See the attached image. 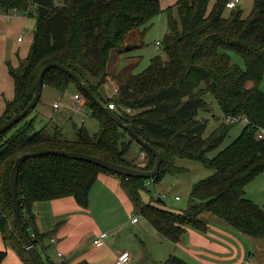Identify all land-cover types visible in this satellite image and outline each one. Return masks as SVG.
<instances>
[{
    "label": "trees",
    "instance_id": "1",
    "mask_svg": "<svg viewBox=\"0 0 264 264\" xmlns=\"http://www.w3.org/2000/svg\"><path fill=\"white\" fill-rule=\"evenodd\" d=\"M227 1L216 0L210 8L211 0H179L167 8L168 31L158 40L161 53L154 54L145 69L130 74L118 85L117 93L108 95L104 87L110 77L112 51H122L137 30L140 46H145L154 19L163 11L159 0H0L1 11L30 10L28 17L36 19L29 54L19 68L11 69L16 95L7 102L0 126L32 101L42 68L60 62L80 74L101 103L112 107L163 158L153 179L123 176L62 155L25 159L18 177L19 209L37 252L50 232L38 230L34 204L73 196L81 207H87L100 173L119 177L141 217L171 240H180L188 227L207 230L208 221L199 219L207 210L245 237H264V204L254 203L245 191L264 171V136H259V128H264V91L260 86L264 77V0H253L248 16L241 7L225 15ZM230 53L243 57L245 68H240ZM71 85L82 92L91 116L99 122L94 134L83 125L76 127V138L71 140L53 122L39 129L35 111L42 92L34 109L0 136V230L4 242L24 264L35 263L15 227L10 187L12 167L23 153L55 149L84 152L140 170L156 166L154 154L109 118L74 77L58 68H50L44 76L43 88L51 86L64 94ZM208 94L214 96L222 112L220 117L214 116L216 126L210 133L207 115L213 108L206 101ZM230 117L236 121H229ZM244 120L242 133L210 158L208 154ZM136 148L147 154L144 165L136 164L137 156H132ZM185 159L201 162L212 173L194 184L183 212L158 207V197L164 199L156 197L151 187L166 175L183 174L187 168L178 162ZM142 192L150 195V202L143 200ZM134 218L139 220L138 215ZM7 256L8 250L0 249V264ZM163 264L198 263L173 255Z\"/></svg>",
    "mask_w": 264,
    "mask_h": 264
},
{
    "label": "crops",
    "instance_id": "2",
    "mask_svg": "<svg viewBox=\"0 0 264 264\" xmlns=\"http://www.w3.org/2000/svg\"><path fill=\"white\" fill-rule=\"evenodd\" d=\"M178 1L159 0L163 11L154 19L152 26L158 22L160 27H165L162 37L168 31L166 10ZM9 14L10 12L0 10V118L6 111L7 102L12 101L16 95V82L11 69L19 68L28 56L36 25V19L25 16L23 12L12 17H8ZM140 44L141 42L134 47H124L122 51H118V57L124 54L135 55L137 59L144 58V47ZM50 93L52 107L56 101L61 103L59 109L54 107L57 117H49L41 101L35 111L38 114L37 127L40 129L53 122L62 128L68 139H75L76 129L65 130V127L71 118L69 110L75 104L77 107L79 105V101L74 99V95L79 92L68 98L65 95L60 97L55 92ZM81 95L84 96L82 92ZM43 96L44 92L42 99ZM85 108L88 106L85 105ZM81 121V126H86L91 134L98 131L99 123L94 122L92 126H88L85 118ZM75 126L78 125L75 123ZM245 191L246 196L254 203L260 206L264 204V171L246 186ZM141 194L145 202L151 201L148 193ZM160 194L162 195L157 190L155 196ZM89 195L87 207H81L73 196L38 201L34 204L32 211L38 230L42 233L50 232L38 251L45 264H79L84 261L89 264H115L121 252L131 254L128 264H163L173 255L198 264H259L253 261L254 251L256 250L257 255L259 245L263 242L255 239L254 243L248 236L245 237L218 218L207 219V230L188 227L178 241L165 237L145 217H140L130 194L122 185V180L114 174L100 173ZM159 198L157 200L161 206H157L160 208L186 209L179 205L169 207ZM175 198L180 200L179 196ZM136 215L140 217L139 220L132 222ZM102 234L107 236L103 238L102 244L96 245L95 240ZM0 249L8 250V259L4 264H24L15 250L4 242L1 230ZM59 252L65 255L62 261H58Z\"/></svg>",
    "mask_w": 264,
    "mask_h": 264
},
{
    "label": "rangeland",
    "instance_id": "3",
    "mask_svg": "<svg viewBox=\"0 0 264 264\" xmlns=\"http://www.w3.org/2000/svg\"><path fill=\"white\" fill-rule=\"evenodd\" d=\"M215 2L216 0H211L210 8ZM253 3H254L253 0L241 1L240 3L241 5L239 6L241 7L244 16H248L251 13V10L253 8ZM229 11H230L229 9H226L225 15H228ZM165 31H166L165 27L164 26L160 27L158 22H156V24L152 26L150 32L146 36V42L144 46L145 56L142 59L139 58L137 59L135 55L125 56L124 54L123 56L118 57L117 54L119 50L114 49L112 51L109 60L110 62L108 65V73L110 77L104 87L105 93H107L108 95H114L115 93H117L119 91L118 85L123 84L125 80L130 76V74L132 73L136 74L139 71L145 69L150 64L151 61L150 58L153 57L154 54L161 53V51L158 50L154 44L157 39L162 40L163 38L162 34ZM137 43H140V36L138 30L129 36V39L124 46L126 48L127 47L130 48V47H134L135 44ZM133 53L136 54L135 52ZM230 54L231 57H233V61L237 65H239L240 68H245V62L243 57H240L235 53H230ZM260 86L264 91V77ZM48 91L55 92V94L61 95L60 97H62V95H65V97L67 96V98L73 95L75 92L81 93L76 85H71L65 91L64 94L55 91V89L51 87L45 86L43 88L44 96L42 99V103H43L42 106L46 107V112L49 117H57V112H56L57 110H55L54 107H52V105L50 104L51 102L49 100L51 98V93ZM74 99H75V95H74ZM206 101L212 104V108H213V111L208 113L207 115L211 118L209 127L207 128V133H210V131L214 129V126H216V121H217L216 117H220L222 115V112L220 109V105L215 100L214 96L208 94L206 96ZM85 105L87 106L86 98H85V102L81 105L82 109L80 110V112L77 111L78 107L76 106V104L74 105L73 109L69 110L71 118H69L68 120L69 123L66 125L65 130L66 128L68 130L76 129L75 123L78 125L77 127H80L82 125V121H81L82 118H85L88 126H92L94 122L99 123L98 121H96V119H94L91 116V110L89 107L87 109L86 108L84 109ZM83 110L85 113L83 112ZM81 112H83V114ZM203 114H207V113L205 112ZM245 125H246L245 120L235 125L230 130L228 137L222 142V144L217 149H215V151L210 152L208 156L210 158L215 157L216 154H218L221 150L225 149L231 142H233L242 133V129L244 128ZM137 151L133 150L132 156L134 157L137 156V158L135 159L136 164H138L139 166L144 165L146 163V161L144 160H147L146 159L147 154L145 151L140 149H137ZM178 163L179 165L187 168L183 174L166 175L162 181L156 182V185L152 186L151 189L155 194L157 193V190L162 193V195L160 194L159 196L163 197L165 204L167 206L172 207V205H179L182 206L183 208H187V205L190 200L191 190L194 184L200 181L202 178L209 176L212 173V171L206 169L201 162L199 163L189 159L181 160ZM176 196H179L180 200H177L175 198ZM180 211L183 212L184 210L182 209ZM209 217H213L216 219L218 218L215 216V214H213L208 210L202 211V213L199 214L200 220H207ZM249 239L254 241V243H255V239H258V241H261V243L263 242L262 244L259 245V253L257 255L254 247L255 251H254L253 261L255 262L257 261V263L259 264H264V237L262 238L249 237Z\"/></svg>",
    "mask_w": 264,
    "mask_h": 264
},
{
    "label": "water",
    "instance_id": "4",
    "mask_svg": "<svg viewBox=\"0 0 264 264\" xmlns=\"http://www.w3.org/2000/svg\"><path fill=\"white\" fill-rule=\"evenodd\" d=\"M50 68H58L62 70L63 72H66L71 77H74L77 83L82 87L84 91H86L89 96L92 98L94 102H96L98 105L102 106L105 112L107 113L108 117L114 120L120 127L123 129H127L130 134L136 139L137 143L142 146H144L146 149H149L156 158V166L152 170H143V169H137L128 165H122L119 163H115L113 161H108L106 159H103L98 156H93L91 154H87L84 152H73V151H60V150H43V151H37V152H27L23 153L21 156H19L14 165L13 170L10 177V187H11V196L13 201V212H14V220H15V227H17V231L19 234V237L25 244L26 249L28 250V253L32 257L35 264H44L41 256H39L34 243L30 240L27 231L25 230V227H23L22 219H21V212L19 209V197H18V177L21 170L22 162L25 159L31 158V157H37L39 155H62L64 157H70L77 160H84L93 164L100 165L101 167L108 169L109 171H113L117 174L123 175V176H129L134 178H146V179H153L156 177V175L160 172L161 166H162V154L154 148L150 143H148L144 138L137 134L132 126L130 124L125 123L119 115L113 110L112 107L104 106L101 103V100L98 98V96L95 94V92L91 91L89 85L84 81L83 77L75 72L73 69L67 67L65 64L63 65L60 62H49V64L45 65L42 70L40 71L38 75V81L36 84L35 89V96L32 99V101L23 109L20 113L12 116L10 119L6 120L4 124L0 126V136L6 132V130L12 128L14 125L18 124L21 119H23L31 110L34 109L35 105L37 104L38 100L40 99L42 95V89L44 86V76L49 71ZM159 200H162L159 198Z\"/></svg>",
    "mask_w": 264,
    "mask_h": 264
},
{
    "label": "built area",
    "instance_id": "5",
    "mask_svg": "<svg viewBox=\"0 0 264 264\" xmlns=\"http://www.w3.org/2000/svg\"><path fill=\"white\" fill-rule=\"evenodd\" d=\"M58 1H61V0H58ZM242 0H228L227 3H226V8L229 9V10H232V9H235L237 8L240 3H241ZM30 11V10H29ZM28 12L26 13H23L25 16L28 17ZM21 11L19 9H14L10 12V14L8 15V17H12V16H16L18 15V13H20ZM157 49H160L161 48V45H160V42L157 40L156 43H155ZM75 99L79 101V105H78V109L77 111L80 112V110L82 109V104L85 102V98L84 96L81 95V93L79 94H76L75 95ZM61 106V103L60 101H56L53 105V107H55V109H59ZM128 111H131L130 108H128ZM230 121L234 122L236 119L235 118H229ZM259 136L260 137H263L264 136V128H259ZM133 222H137V218H133L132 220ZM107 235L106 234H102L100 235L96 240H95V244L96 245H99V244H102L103 243V238H105ZM52 241L54 242V240L52 239ZM59 257H58V261H62L64 260V257L65 255H63L61 252L58 253ZM130 257H131V254L128 253V252H121L118 257H117V260H116V263L115 264H128L129 263V260H130Z\"/></svg>",
    "mask_w": 264,
    "mask_h": 264
}]
</instances>
